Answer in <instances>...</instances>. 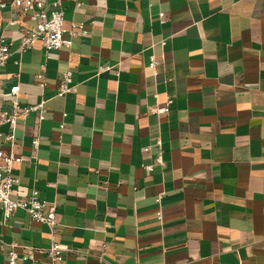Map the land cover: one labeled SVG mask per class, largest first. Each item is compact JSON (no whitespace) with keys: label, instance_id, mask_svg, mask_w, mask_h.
<instances>
[{"label":"crops","instance_id":"obj_1","mask_svg":"<svg viewBox=\"0 0 264 264\" xmlns=\"http://www.w3.org/2000/svg\"><path fill=\"white\" fill-rule=\"evenodd\" d=\"M63 7L67 26L91 34L49 58L40 44L20 53L33 23L0 9V44H12L0 111L17 84L22 107L46 109L18 121L14 151L26 159L11 199L36 190L45 215L55 206L63 264H264V0ZM65 70L74 90L59 97ZM167 98V113H151ZM0 241L6 264L13 243L48 248L49 228L23 210L4 222L0 210Z\"/></svg>","mask_w":264,"mask_h":264},{"label":"built area","instance_id":"obj_2","mask_svg":"<svg viewBox=\"0 0 264 264\" xmlns=\"http://www.w3.org/2000/svg\"><path fill=\"white\" fill-rule=\"evenodd\" d=\"M81 3H77L80 6ZM11 8L27 15L33 23L29 28L22 30L23 36L20 53L27 52L33 49L37 44H40L44 50L46 57L49 58L52 52L60 51L62 48H71L74 40L90 36V30L85 23L73 22L69 26L65 21V9L63 0H0V9ZM162 23L164 13L159 14ZM167 42L163 41L162 45ZM12 44H0V90L3 87L2 70L6 66L11 56ZM19 64V62H16ZM158 60L156 56L150 58V69L156 73ZM111 66H100V72L111 71ZM37 81L42 86H45L43 74L36 76ZM73 72L65 70L62 73V78L59 82L57 95L64 97L72 92L74 88ZM20 86L17 84L11 88L9 93L4 94L8 100L7 106L0 111V210L3 215V221H9L16 211H25L32 222L45 224L49 228L50 246L48 248H28L29 252L20 253L21 247L13 243L8 246L7 263L6 264H39L41 259L48 260V264H63L66 259L67 250L61 245L58 237V231L55 223V206L49 208V213L45 215L47 203L41 199L38 191L33 190L30 195L17 200H12L11 195L14 187L18 186L19 178L15 177L14 172L17 166L21 165L26 158L15 153L14 147L16 144V132L18 129V121L20 118L27 117L31 113L37 114L40 121L44 120L46 109L44 103L22 107L19 102ZM172 99L167 98L164 107H155L151 109L153 114H164L169 111ZM7 126V131L2 132L1 127ZM158 145L161 141L158 140ZM39 147V140L34 141V149ZM149 147L144 151L148 152ZM36 159V156L30 157ZM147 171H153V166H147ZM162 199L158 197V202ZM159 220L162 219V214H158ZM1 244V241H0ZM183 264H192L186 262Z\"/></svg>","mask_w":264,"mask_h":264}]
</instances>
